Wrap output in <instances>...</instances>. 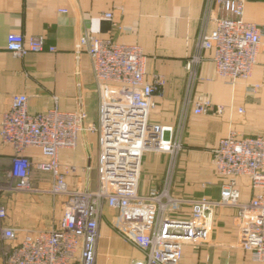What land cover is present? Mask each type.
Here are the masks:
<instances>
[{"label": "built area", "instance_id": "built-area-1", "mask_svg": "<svg viewBox=\"0 0 264 264\" xmlns=\"http://www.w3.org/2000/svg\"><path fill=\"white\" fill-rule=\"evenodd\" d=\"M243 14L244 0H206L195 52L185 62L187 82L180 125L168 137L160 124L149 120L153 96L160 93L165 78L155 74L145 80V55L136 43L88 34L75 42V54L85 52L92 61L99 97L96 124L86 122L81 108L59 110L56 97L51 108L31 113L25 94L12 95L0 120V139L11 145L15 154L8 170L11 188L39 191L29 182L36 170L49 174L48 191L63 196L65 202L57 226L25 230L19 240V229L3 225L6 208L0 204V236L8 242L2 253L3 264H97L100 223L106 218V208L113 212L108 219L110 228L141 253V258L131 264H179L184 244L199 245L209 239L214 213L221 206L236 208L238 246L251 261L264 264V135L243 136L230 130L219 139L211 163L225 181L217 200L177 197L169 189L183 148L182 125L187 108L191 106L196 115H220L224 111L223 105L209 98L192 97L198 67L205 60L204 51L212 52L215 72L230 86L248 82L253 73L264 24L248 22ZM103 15L112 20L111 12ZM210 22L213 28L207 30ZM6 49L17 58L42 52L44 37L26 39L20 33H10ZM48 51H55V47L49 46ZM263 86L264 82L246 83V92L254 95ZM83 131L98 134L96 186L70 189L65 178L75 173L76 167L61 166L58 151L74 149ZM28 148H37L42 159L28 157ZM145 152L165 154L167 165L162 187L140 195L138 184ZM240 176H246L251 189L257 191L247 202L239 200ZM183 206L189 207L187 216L178 214Z\"/></svg>", "mask_w": 264, "mask_h": 264}, {"label": "crops", "instance_id": "crops-1", "mask_svg": "<svg viewBox=\"0 0 264 264\" xmlns=\"http://www.w3.org/2000/svg\"><path fill=\"white\" fill-rule=\"evenodd\" d=\"M205 5L206 0H0V120L10 106L12 95L25 94L31 113L51 108L56 97L59 110L81 108L86 113V122L96 124L99 97L92 61L85 52L78 55L74 52L78 38L88 34L141 47L145 55V80L149 81L155 74L165 78L160 93L153 96L149 120L160 124L167 137L172 135L180 125L184 106L185 62L195 52ZM106 12L112 13V20L103 15ZM243 17L248 22L264 24V0H244ZM212 28L210 22L207 30ZM10 33H20L26 39L42 35L45 50L14 57L6 49ZM49 46H54L55 51H48ZM204 57L197 70L192 97L209 98L214 104L223 105L224 111L220 115H196L191 106L187 108L182 125L183 148L171 190L177 197L217 200L225 181L211 163L219 139L230 130L243 136L264 135V86L254 95L246 92V83L264 82V36L257 63L246 83L226 84L215 72L212 52L204 51ZM239 108L243 111L238 112ZM97 144V132L83 131L74 149L58 151L61 166L76 167V172L65 178L70 189L95 188ZM25 154L33 160L42 159L37 148H28ZM14 155L11 145L0 139V202L6 208L2 222L5 227L20 230L19 240L25 230L57 226L65 198L51 194L49 174L36 170L31 173V182L41 193L11 188L8 170ZM166 164L165 154H143L140 195L162 187ZM237 188L241 202H247L257 192L251 189L246 176L237 178ZM112 213L106 208V218L100 223L96 262L131 264L141 258V253L110 228L108 219ZM178 214L187 216L189 207L183 206ZM236 215L233 206L216 209L209 239L199 245L184 244L179 264H258L238 246ZM6 247L8 242L0 236V264Z\"/></svg>", "mask_w": 264, "mask_h": 264}, {"label": "rangeland", "instance_id": "rangeland-1", "mask_svg": "<svg viewBox=\"0 0 264 264\" xmlns=\"http://www.w3.org/2000/svg\"><path fill=\"white\" fill-rule=\"evenodd\" d=\"M179 155H180V153H179ZM179 155H178V157H179ZM177 160H178V158H177ZM167 165V164H166ZM176 166H177V161H176V165H175V168H174V172H173V175H172V179H171V183H170V187H169V189H170V193L172 194V195H174L173 193H172V190H171V185H172V180H173V177H174V174H175V172H176ZM165 173H166V170H165ZM36 177H38V175H36V174H34ZM31 176H32V174L30 175V179H29V182H30V184L32 185V187H34L33 186V183L31 182ZM164 178H165V175H164ZM34 188H36V187H34ZM27 193H41L40 191H33V192H27ZM51 193V192H50ZM51 194H53V193H51ZM53 195H55V194H53ZM175 196V195H174ZM0 204H2L3 205V203L2 202H0ZM234 261V260H233Z\"/></svg>", "mask_w": 264, "mask_h": 264}]
</instances>
